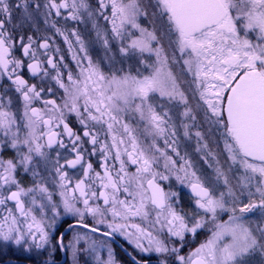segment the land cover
<instances>
[{"label": "flooded vegetation", "instance_id": "af4514ba", "mask_svg": "<svg viewBox=\"0 0 264 264\" xmlns=\"http://www.w3.org/2000/svg\"><path fill=\"white\" fill-rule=\"evenodd\" d=\"M126 4L0 0V264H264V182L238 152L264 162L227 114L241 76L183 82L169 53L153 106L147 47L179 28L170 0Z\"/></svg>", "mask_w": 264, "mask_h": 264}, {"label": "rangeland", "instance_id": "374dc122", "mask_svg": "<svg viewBox=\"0 0 264 264\" xmlns=\"http://www.w3.org/2000/svg\"><path fill=\"white\" fill-rule=\"evenodd\" d=\"M223 1L230 9L226 20L229 25L227 32L221 29L211 30L206 34L187 41L172 22L170 24L163 23L160 28L156 29L161 43L159 41L158 47L153 48L151 52L149 51V47H147L148 50L146 51L149 54V59L160 56L161 62L158 64L155 59L154 61H150L151 64H155L154 69L152 67L153 64H150V71L155 72L157 80L151 82L154 87L151 89L152 95L149 98L147 97L149 99L147 102H151L153 106H156L157 103L160 104L167 93L165 85L175 83L174 77L168 74L171 72L168 68L171 67V63L167 64L165 57L169 53L172 54L176 51L180 55L181 69L186 68V71H188V74L183 73L186 71H181L183 82L208 79L228 82L239 75L250 76L254 72L260 75L264 73V0ZM126 2L128 9L133 8L135 10L141 6L150 7L148 5L151 4L153 6L166 7L168 0H126ZM158 29H161V31ZM145 32L146 30H143V33ZM153 37H155L154 32L149 35L147 34V36L145 35L144 39L153 41ZM191 72H195L193 77L190 76ZM155 90L159 96H155ZM127 91V88L123 89V94L120 98L123 102L125 101L124 113L131 115ZM140 107L141 109L139 110L143 113L144 110L142 109H145V105H141ZM238 160L239 165L244 167L246 172L248 171L247 169H250L255 177L262 179L260 181L264 182V164L261 165L255 162L245 163L241 159L240 152H238ZM229 230L234 237L243 233L236 229L232 231L230 228Z\"/></svg>", "mask_w": 264, "mask_h": 264}, {"label": "water", "instance_id": "95a60500", "mask_svg": "<svg viewBox=\"0 0 264 264\" xmlns=\"http://www.w3.org/2000/svg\"><path fill=\"white\" fill-rule=\"evenodd\" d=\"M170 1L173 20L186 38L216 27L228 15L221 0ZM227 114L242 153L264 162V81L260 74L239 79L231 91Z\"/></svg>", "mask_w": 264, "mask_h": 264}]
</instances>
